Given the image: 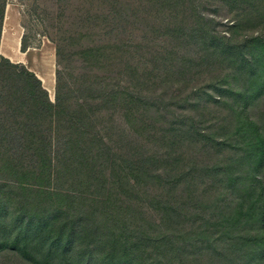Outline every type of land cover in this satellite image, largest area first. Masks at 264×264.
Segmentation results:
<instances>
[{"label":"trees","instance_id":"16d2710c","mask_svg":"<svg viewBox=\"0 0 264 264\" xmlns=\"http://www.w3.org/2000/svg\"><path fill=\"white\" fill-rule=\"evenodd\" d=\"M200 1L111 0L115 32L81 44L70 80L56 70L53 101L0 53V251L32 264H262L264 34L240 30L264 23V0H223L238 36ZM133 7L154 12L151 49L147 32L129 29V47L116 32ZM65 49L56 40L59 64ZM106 63L127 75L97 80Z\"/></svg>","mask_w":264,"mask_h":264},{"label":"rangeland","instance_id":"374dc122","mask_svg":"<svg viewBox=\"0 0 264 264\" xmlns=\"http://www.w3.org/2000/svg\"><path fill=\"white\" fill-rule=\"evenodd\" d=\"M110 1L111 0H7L6 5L9 6H7L8 8L6 7L7 9L5 10L6 18L2 28V49L6 50L8 45L11 46L10 31L12 35L16 32H22L21 37H24V42L28 44L29 47H34V49H31L30 52H17L18 54H22L20 56L22 61H20L19 58L11 59L9 55L6 54L8 52L5 53L2 51L1 44L0 53L9 57L14 62L22 63L30 70L34 71L35 74L39 72L42 76V79H40L42 85L46 88L49 98L53 101L55 97L56 70H65V80H70V74L74 73L75 75L84 65L78 55L81 44L106 42L115 32V29H112V21H115L107 11ZM200 2H202L200 5L202 12L214 18L213 25L217 32H226L228 35L238 36V31L232 33L233 28L230 27L237 17V15L235 16V12L238 10L236 5L231 6L229 5L230 1L225 2L223 0H201ZM138 9L141 10H138L140 15L136 14L138 11H135V7L127 11L132 19L135 18L138 21L136 20L135 23H128L129 21L125 18L127 16H120L119 19L122 20V24L127 23L128 25L126 27L121 25L117 26L116 32L122 36L124 40H128V42L124 43V47L131 46V37L128 35L129 29H137L138 31H136V34L138 36H140L142 32H147V35L152 38L148 40L147 43L151 49L154 46V44H152L153 37H155L153 34H159V32L152 31V29L157 26V21L153 23L155 16L151 9L148 10V13L142 8ZM142 15L148 16V20H144L143 17L141 18ZM13 21H15V23H13ZM13 25L15 27H11L10 29V26ZM144 26H146V31H140ZM149 26L153 27L149 28ZM240 31L248 34H264V23L250 24ZM0 36L2 37V34H0ZM162 38V35L155 38L158 47L163 46ZM58 39H61V42L65 43L66 48L64 62L60 64L57 62L56 56V40L58 41ZM0 40L2 41V39ZM43 45L45 46L42 47ZM47 50H51V52H47ZM104 65L105 64H103L102 68L98 69L99 73H103L96 77L97 80H102V82L108 84H114L122 75H127L120 69L121 67H119L118 64L106 63L105 69L103 68ZM125 70L131 73L130 70ZM49 82L52 86V92L49 87H47ZM253 112L257 116L264 113V99L254 108ZM105 114V122L112 125L110 132L118 138V135L122 133L121 128L123 129L124 119L121 118V114L115 110L110 113L108 111ZM98 122L99 119L97 120V123ZM98 124L101 125V123ZM33 127L37 128L35 125H33ZM41 127L45 128L46 126L41 125ZM99 133L106 134L104 129H101ZM127 138H129V136H127ZM143 148H145V144ZM152 150H154V148H152ZM262 169V175L264 177V167ZM211 191H214V187ZM140 203H143V201ZM191 260L188 262H192ZM203 262L205 261H199L197 264H202ZM0 264L32 263L22 259L15 252L1 250ZM262 264H264V259Z\"/></svg>","mask_w":264,"mask_h":264},{"label":"crops","instance_id":"0c3cea01","mask_svg":"<svg viewBox=\"0 0 264 264\" xmlns=\"http://www.w3.org/2000/svg\"><path fill=\"white\" fill-rule=\"evenodd\" d=\"M13 23H15V21H13ZM11 27L12 28H14L15 26L13 25V26H10V29H11ZM9 35H10V37H11V46H7V49L6 50H3L2 49V42H3V33H2V37H0V39H2V41H1V49H2V51H4L5 53L6 52H8V53H6L7 55H9V57L11 58V59H15V58H19V60L20 61H22L21 59H20V56L22 55V54H18L17 52H30L31 51V49H34V47H29V46H27L24 50H22L21 49V46H20V39L22 38L21 37V35H22V32L20 33V32H16L14 35H12V32L10 31V33H9ZM45 45H43L42 47H44ZM16 54H15V53ZM43 52H46V51H43ZM47 52H51V50L50 51H48L47 50ZM50 64V63H49ZM40 73H41V71H40ZM40 79H42V76L39 74V72L36 74ZM49 79V78H48ZM50 81V80H49ZM47 87H49V89L51 90V92H52V86L50 85V82H49V85L47 86Z\"/></svg>","mask_w":264,"mask_h":264},{"label":"water","instance_id":"95a60500","mask_svg":"<svg viewBox=\"0 0 264 264\" xmlns=\"http://www.w3.org/2000/svg\"><path fill=\"white\" fill-rule=\"evenodd\" d=\"M9 6V5H6V7ZM5 7V10L8 8ZM6 11L4 12V18H3V23H2V28H3V25H4V21H5V18H6V15H5ZM3 33L2 29H1V34ZM1 37V36H0Z\"/></svg>","mask_w":264,"mask_h":264},{"label":"bare ground","instance_id":"6f19581e","mask_svg":"<svg viewBox=\"0 0 264 264\" xmlns=\"http://www.w3.org/2000/svg\"><path fill=\"white\" fill-rule=\"evenodd\" d=\"M33 58V57H32ZM35 59V58H34ZM37 60V59H36ZM45 65H46V63H45ZM47 66V65H46ZM38 67H40V66H38Z\"/></svg>","mask_w":264,"mask_h":264}]
</instances>
